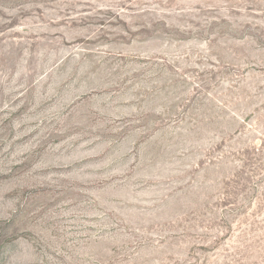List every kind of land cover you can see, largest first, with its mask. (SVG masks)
I'll return each mask as SVG.
<instances>
[{
	"label": "rangeland",
	"instance_id": "374dc122",
	"mask_svg": "<svg viewBox=\"0 0 264 264\" xmlns=\"http://www.w3.org/2000/svg\"><path fill=\"white\" fill-rule=\"evenodd\" d=\"M0 264H264V0H0Z\"/></svg>",
	"mask_w": 264,
	"mask_h": 264
}]
</instances>
